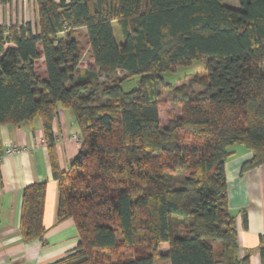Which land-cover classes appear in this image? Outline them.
I'll list each match as a JSON object with an SVG mask.
<instances>
[{
    "label": "trees",
    "instance_id": "obj_1",
    "mask_svg": "<svg viewBox=\"0 0 264 264\" xmlns=\"http://www.w3.org/2000/svg\"><path fill=\"white\" fill-rule=\"evenodd\" d=\"M222 2L34 0L36 22L0 24V125L41 120L56 223L72 219L78 234L76 248L50 264H248L225 163L240 145L252 154L241 174L264 165V0ZM196 60L203 73L165 83ZM57 108L72 113L81 136L64 172ZM45 196V182L22 191L25 242L44 241ZM259 244L264 264V236Z\"/></svg>",
    "mask_w": 264,
    "mask_h": 264
},
{
    "label": "crops",
    "instance_id": "obj_2",
    "mask_svg": "<svg viewBox=\"0 0 264 264\" xmlns=\"http://www.w3.org/2000/svg\"><path fill=\"white\" fill-rule=\"evenodd\" d=\"M18 1L26 0L11 3ZM10 4L0 6V13ZM30 4L34 5L36 16L34 0ZM21 22L30 21L11 24ZM52 134L58 167L64 172L81 146L80 131L69 110L56 109ZM11 146H16L19 152L5 155V150ZM231 151L225 163V176L228 210L235 219L239 257L248 256V264H262L259 243L264 236V165L241 174L243 163L249 161L252 154L243 146L241 150ZM0 157V264H50L72 252L78 244V234L72 219L56 223L58 186L52 176L41 120L0 125ZM44 182V241L25 242L19 233L22 191L29 185Z\"/></svg>",
    "mask_w": 264,
    "mask_h": 264
},
{
    "label": "rangeland",
    "instance_id": "obj_3",
    "mask_svg": "<svg viewBox=\"0 0 264 264\" xmlns=\"http://www.w3.org/2000/svg\"><path fill=\"white\" fill-rule=\"evenodd\" d=\"M31 0H26L24 3H20V1L11 3L7 8L1 9L0 13V23L4 25H9L12 22L17 23V21H23L28 20L31 23L36 22V16L34 10V5L30 4ZM222 4L224 6L237 9L239 8V2L238 0H223ZM21 6V8H20ZM23 23V22H21ZM112 30L114 33V37L116 42L119 44L122 41L121 32L119 29V26L116 23L112 24ZM85 31L78 30L76 33V37L79 40L80 47L82 48V56L84 59H87V46H86V40L84 37ZM204 62L203 61H193L192 64L180 67L177 69L175 73H166L163 75V79L166 84L176 85L185 79H189L193 75L201 74L204 72ZM138 78H135L131 81L124 82L122 84V88L125 92H129L132 89H134L137 85ZM167 93L163 91V99L167 100L166 98ZM166 112H171V107L169 104H166L161 108V116L164 117ZM235 148H239L241 150L242 146L235 145L232 147L231 150H235Z\"/></svg>",
    "mask_w": 264,
    "mask_h": 264
},
{
    "label": "built area",
    "instance_id": "obj_4",
    "mask_svg": "<svg viewBox=\"0 0 264 264\" xmlns=\"http://www.w3.org/2000/svg\"><path fill=\"white\" fill-rule=\"evenodd\" d=\"M15 152H19V150L16 148V146H11L7 150H5L4 154L10 155V154L15 153ZM0 161H1V157H0Z\"/></svg>",
    "mask_w": 264,
    "mask_h": 264
}]
</instances>
